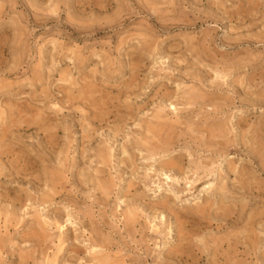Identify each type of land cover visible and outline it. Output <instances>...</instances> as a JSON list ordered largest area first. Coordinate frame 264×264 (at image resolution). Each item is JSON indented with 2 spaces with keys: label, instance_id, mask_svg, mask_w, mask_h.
<instances>
[{
  "label": "rangeland",
  "instance_id": "1",
  "mask_svg": "<svg viewBox=\"0 0 264 264\" xmlns=\"http://www.w3.org/2000/svg\"><path fill=\"white\" fill-rule=\"evenodd\" d=\"M263 71L264 0H0V264H264Z\"/></svg>",
  "mask_w": 264,
  "mask_h": 264
},
{
  "label": "bare ground",
  "instance_id": "2",
  "mask_svg": "<svg viewBox=\"0 0 264 264\" xmlns=\"http://www.w3.org/2000/svg\"><path fill=\"white\" fill-rule=\"evenodd\" d=\"M263 72H264V71H263ZM262 75H263V74H262ZM262 75H261V76H262ZM263 77H264V76H263ZM263 77H262V78H263ZM227 80H228V79H227ZM240 81H241V80H240ZM262 81H263V80H262ZM241 83H242V82H240V84H241ZM4 86H5V84H4ZM219 86H220V85H219ZM238 86H240V88H241V85H238ZM242 86H244V85H242ZM0 88H1V87H0ZM241 89H242V88H241ZM258 89H261V88H258ZM262 89H263V87H262ZM262 89H261V90H262ZM192 90H193V89H192ZM263 90H264V89H263ZM263 90H262V92H263ZM244 91H246V90H244ZM258 91H260V90H258ZM193 92H195V91L193 90ZM199 92H200V91H199ZM252 92H253V91H252ZM247 93H248V92H247ZM195 94H196V92H195ZM195 94L192 93V95L197 96V95H195ZM197 94H198V93H197ZM204 94H205V93H204ZM260 94H261V93H260ZM78 95H79V94H78ZM185 95H187V94H185ZM188 95H189V94H188ZM198 95H199V94H198ZM251 95H252V94H251ZM255 95H256V94H255ZM255 95H254V96H255ZM263 95H264V93H263ZM201 96H202V95H200V97H201ZM247 96H248V95H247ZM252 96H253V95H252ZM254 96H253L252 98H253L254 101H255V97L257 98L258 95L255 96V97H254ZM261 96H262V95H261ZM261 96H259L257 99L261 98ZM79 97H80V96H79ZM187 97H189V96H187ZM187 97H186V100H187ZM197 97H198V96H197ZM197 97H196V98H197ZM200 97H199V98H200ZM189 98H190V97H189ZM193 98H194V97H193ZM190 99H191V98H190ZM200 99H202V98H200ZM244 99H247V98H244ZM244 99H243V100H244ZM253 99H252V100H253ZM191 100H192V99H191ZM198 102H199V101H198ZM260 102H261V101H260ZM260 102H259V103H260ZM262 102H263V100H262ZM262 102H261V104H262ZM187 103H188V101H187ZM194 103H195V102H194ZM257 103H258V101H257ZM189 104H190V103H189ZM8 105H9V104H8ZM10 105H11V104H10ZM30 105H31V104H30ZM6 106H7V105H5V108H7ZM1 107H2V106H1ZM1 107H0V108H1ZM32 107H33V105H32ZM218 107H219V106H218ZM220 107H221V106H220ZM2 108H3V107H2ZM2 108H1V109H2ZM45 108H46V107H45ZM215 108H216V107H215ZM55 109H56V108H55ZM213 109H214V108H213ZM219 109H220V108H219ZM2 110H4V109H2ZM8 110L10 111V109H8ZM38 110H39V109H38ZM0 111H1V110H0ZM4 111H5V110H4ZM4 111H3V112H4ZM216 111H217V110H216ZM218 111H219V110H218ZM6 112H7V111H6ZM7 113H8V112H7ZM12 113H13V112H12ZM12 113H11V114H12ZM38 113H40V112L38 111ZM4 114H5V113H4ZM34 114H35V113H34ZM157 114L159 115V113H157ZM30 115H31V114H30ZM32 115H33V114H32ZM32 115H31V116H32ZM41 115H42V114H41ZM161 115H162V114H161ZM161 115H159V116H161ZM4 116H5V115H4ZM8 116H9V115H8ZM5 117H7V116H5ZM38 117H39V115H38ZM47 117H48V116H47ZM156 117H157V116H156ZM11 118H12V117H11ZM23 118H24V117H23ZM160 118H161V117H160ZM160 118H159V119H160ZM8 119H9V118H8ZM31 119H32V118H31ZM37 119H38V118H37ZM37 119L34 118L33 120H37ZM237 119H240V118L238 117ZM33 120H32V121H33ZM39 120H40V119H39ZM39 120H38V121H39ZM2 121H3V120H2ZM9 121H11V120H9ZM16 121H17V120H16ZM44 121H45V120H44ZM47 121H48V120H47ZM148 121H149V120H148ZM165 121H166V120H165ZM237 121H238V120H237ZM13 122H14V121H13ZM35 122H36V121H35ZM39 122H40V121H39ZM39 122H36L37 124L35 123V125H38ZM158 122H159V121H158ZM168 122H169V121H168ZM168 122H167V123H168ZM261 122H262V121H260L259 123L261 124ZM2 123H3V122H2ZM11 123H12V122H11ZM17 123H19V122H17ZM40 123H42V121H41ZM161 123H162V122H161ZM161 123H160V124H161ZM217 123H218V122H217ZM223 123H224V121H223ZM259 123L257 124V127H259ZM3 124H4V123H3ZM9 124H10V122H9ZM165 124H166V122H165ZM165 124H164V126H165ZM240 124H241V123H240ZM40 125H41V124H40ZM158 125H159V124H158ZM158 125H157V126H158ZM170 125L172 126V124H170ZM174 125H175V124H174ZM174 125H173V128H177V127H175ZM220 125H221V124H220ZM262 125H263V124H262ZM1 126H2V125H1ZM7 126H8V125H7ZM14 126H16V125L14 124L13 127H14ZM152 126H154V125H150V129H151L150 131L155 130V129H154L155 127H152ZM161 126H163V125L161 124ZM164 126H163V127H164ZM217 126H218V125H217ZM13 127H12V126H11V127L8 126V128H10V129H12ZM38 127H39V126H38ZM165 127H166V126H165ZM167 127H168V126H167ZM188 127H189V126H188ZM210 127H211V126H210ZM214 127H215V126H214ZM257 127H256V128H257ZM158 128H159V126H158ZM161 128H162V127H161ZM189 128H191V127H189ZM222 128H224V125H223ZM254 128H255V127H254ZM10 129H9V130H10ZM152 129H153V130H152ZM167 129H168V128H167ZM169 129L171 130L172 128L170 127ZM205 129H206V128H205ZM211 129H212V128H210V130H211ZM228 129H229V128H228ZM251 129H252V128H251ZM261 129H263V128H261ZM261 129H260V131H261ZM161 130H162V129H161ZM164 130H166V129H164ZM254 130H256V129H254ZM7 131H8V130H7ZM10 131H11V130H10ZM157 131H159V130H157ZM157 131L155 130V132H157ZM171 131L173 132V129H172ZM175 131H176V130H175ZM223 131L225 132L226 130H223ZM229 131H230V130H229ZM256 131H257V130H256ZM263 131H264V130H263ZM11 132H12V131H11ZM160 132H161V131H160ZM164 132L167 133L166 131H164ZM172 132H170V133H172ZM254 132H255V131H254ZM257 132H258V131H257ZM157 133H158V132H157ZM157 133H156V134H157ZM165 133H164V134H165ZM230 133H231V132H230ZM262 133H263V132H262ZM160 134H161V133H160ZM162 134H163V133H162ZM162 134H161V136H162ZM164 134H163V135H164ZM167 134H168V133H167ZM242 134H243V133H242ZM175 135H176V134H175ZM178 135H179V134H178ZM208 135H209V134H208ZM246 135H247V132H246ZM251 135H252V134H251ZM251 135H250V136H251ZM253 135H254V134H253ZM258 135H260V134L258 133ZM263 135H264V134H263ZM7 136H8V135H6L5 137H7ZM161 136H160V137H161ZM172 136H174V135L172 134ZM179 136H180V135H179ZM228 136H229V135H228ZM241 136H242V135H241ZM254 136H255V135H254ZM5 137H4V138H5ZM164 137H166V136H164ZM194 137H195V136H194ZM248 137H249V136H248ZM262 137H263V136H262ZM262 137H261V138H262ZM168 138H169V137H168ZM191 138H192V137H191ZM195 138H196V137H195ZM205 138H207V137H205ZM222 138H224V137H222ZM226 138H227V137H226ZM240 138H241V137H240ZM251 138H252V137H251ZM251 138H250L251 141L249 140V143H250V142L252 143V141H254V140H252ZM157 139H158V137H157ZM166 139H167V138H165V140H166ZM196 139H197V138H196ZM210 139H211V137H210ZM220 139H221V138H220ZM245 139H246V138H245ZM254 139H256V138H254ZM0 140H1V139H0ZM5 140H6V139H5ZM158 140H159V139H158ZM158 140H157V141H158ZM168 140H170V139H167L166 143L168 142ZM171 140H172V139H171ZM173 140H174V139H173ZM198 140H199V139H198ZM198 140H197V142H198ZM211 140H212V139H211ZM217 140H218V139H217ZM222 140H223V139H222ZM229 140H230V139H229ZM260 140H261V139H260ZM260 140L258 139V140H255L254 142L256 143V141H260ZM150 141H151V140H150ZM209 141H210V140H209ZM209 141H208V142H209ZM218 141H219V140H218ZM3 142H4V140H3ZM173 142H174V141H173ZM205 142H206V140H205ZM216 142H217V141H216ZM219 142H220V141H219ZM223 142H224V141H223ZM225 142H226V141H225ZM243 142H244V140H243ZM161 143H162V142H161ZM164 143H165V142H164ZM168 143H169V142H168ZM170 143H171V141H170ZM199 143H200V142H199ZM227 143H228V141H227ZM232 143H234L233 140H232ZM237 143H238V142H237ZM245 143H246V140H245ZM257 143H258V142H257ZM257 143H256V144H257ZM260 143H262V142L260 141ZM152 144H153V143H152ZM200 144H201V143H200ZM202 144H204V143H202ZM206 144H209V143H206ZM219 144H220V143H219ZM258 144H259V143H258ZM262 144H263V143H262ZM262 144H261V145H262ZM0 145H1V143H0ZM153 145H154V144H153ZM155 145H156V144H155ZM158 145H159V144H158ZM161 145H162V144H161ZM168 145H169V144H168ZM168 145L166 144V146H168ZM173 145H174V144H173ZM230 145H231V144H230ZM261 145H259V146H261ZM1 146H2V145H1ZM149 146H152V145H150V143H149ZM149 146H148V147H149ZM162 146H163V145H162ZM206 146H207V145H206ZM213 146H214V144H213ZM213 146H212V147H213ZM215 146H216V145H215ZM215 146H214V147H215ZM222 146H223V145H222ZM224 146H225V145H224ZM237 146H238V145H237ZM243 146H245V145H243ZM248 146H249V145H248ZM253 146H256V145H253ZM257 146H258V145H257ZM257 146H256V147H257ZM155 147H156V146H155ZM155 147H154V149H156ZM168 147H170V146H168ZM212 147H210V148H212ZM220 147H221V146L219 145V148H220ZM225 147H226V146H225ZM246 147H247V146H245V149H246ZM249 147H250V146H249ZM249 147H248V148H249ZM208 148H209V147H208ZM248 148H247V149H248ZM263 148H264V146H263ZM1 149H2V148H1ZM158 149H159V148H158ZM165 149H166V147H165ZM169 149H170V148H169ZM215 149H216V148H215ZM215 149H214V150H215ZM220 149L223 150V148H220ZM224 149H227V147L224 148ZM245 149H244V150H245ZM253 149H254V148H253ZM257 149H259V147H258ZM149 150H150V149H149ZM151 150H152V149H151ZM151 150H150V151H151ZM167 150H168V149H167ZM248 150H250V149H248ZM248 150H247V151H248ZM211 151H212V150H211ZM223 151H224V150H223ZM261 151H262V150H261ZM100 152H102V150H101ZM153 152H155V151H153ZM159 152H160V151H159ZM159 152H158V153H159ZM173 152H174V151H173ZM213 152H214V151H213ZM213 152H212V153H213ZM225 152H227V151H225ZM162 153H165V151H162ZM244 153H246V152H244ZM167 154H168V152H167ZM181 154H182V153H181ZM224 154H225V153H224ZM247 154H248V152H247ZM0 155H1V154H0ZM98 155H101V154L99 153V154H97V156H98ZM103 155H105V153H104V154L102 153V156H103ZM106 155H107V154H106ZM161 155H162V154L160 153V156H161ZM226 155H228V154H226ZM166 156H167V155H166ZM215 156H216V155H215ZM247 156H249V155H247ZM247 156H246V157H247ZM258 156H259V155H258ZM260 156H261V154H260ZM99 157H101V156H99ZM162 157H164V155H163ZM180 157H181V156H180ZM225 157H226V156L224 155V156H223L224 160H225ZM261 157H262V156H261ZM261 157H260V158H261ZM102 158H103V160L105 159L104 157H102ZM102 158H99L98 161H99V160L102 161ZM178 158H179V157H178ZM220 158L222 159L221 156H220ZM229 158H230V157H228V160H229ZM159 159L161 160L162 158L159 157ZM221 159H220V161H222ZM0 160H1V159H0ZM156 160H157V159H156ZM165 160H166V158H165ZM228 160L226 159L225 161H228ZM230 160H231V159H230ZM249 160H250V159H249ZM100 161H99V162H100ZM104 161H105V160H104ZM178 161H179V160H178ZM206 161H207V160H206ZM211 161H212V160H211ZM211 161H209V162L211 163ZM216 161H217V159H216ZM231 161H232V160H231ZM250 161H251V160H250ZM1 162H2V161H1ZM168 162H169V161H168ZM172 162H173V161H172ZM179 162H180V161H179ZM209 162H207V163H209ZM217 162H218V161H217ZM248 162H249V161H248ZM132 163H133V162H132ZM162 163H163V162H162ZM169 163H170V162H169ZM176 163H177V162H176ZM219 163H220V162H219ZM223 163H225V162H223ZM231 163H233V161H232ZM231 163H230V164H231ZM249 163H251V162H249ZM260 163H261V161H260ZM262 163H263V162H262ZM2 164H4V163H2ZM134 164H135V163H134ZM166 164H167V162H166ZM178 164H179V163H178ZM211 164H212V163H211ZM230 164H226V165H230ZM156 165H157V164H156ZM174 165H175V164H174ZM174 165H172V166H174ZM179 165H180V164H179ZM179 165H178V166H179ZM182 165H183V163H182ZM199 165H200V164H199ZM204 165H206V164H204ZM209 165H210V164H209ZM234 165H236V164H234ZM239 165H240V164H239ZM249 165H250V164H249ZM161 166H162V165H161ZM166 166H167V165H166ZM172 166H171V167H172ZM180 166H181V165H180ZM224 166H225V165H224ZM245 166H246V165H245ZM245 166H244L243 168H244L245 171H246L247 168H245ZM251 166H252V168H253V165H251ZM261 166H262V165H261ZM3 167H4V165H3ZM171 167H170V168H171ZM196 167H198V166H196ZM199 167H200V166H199ZM199 167H198V168H199ZM202 167H203V166H202ZM209 167H210V166H208V168H209ZM226 167H227V166H226ZM226 167H225V169L228 170V167H229V166H228L227 168H226ZM231 167H232V164H231ZM235 167H236V166H235ZM235 167H234V168H235ZM238 167H239V166H238ZM240 167H241V166H240ZM240 167L237 168V169H238V170L242 169V167H241V168H240ZM48 168H49V167H48ZM158 168H159V167H158ZM178 168H180V167H178ZM183 168H184V167H183ZM229 168H230V167H229ZM232 168H233V167H232ZM262 168H263V167H262ZM3 169H4V168H3ZM53 169H54V168H53ZM180 169H181V168H180ZM199 169H202V168H199ZM206 169H207V167H206ZM209 169H210V168H209ZM221 169H222V168H221ZM237 169L235 168L234 170H237ZM244 169H243V170H244ZM1 170H2V169H1ZM163 170H164V169H163ZM169 170H170V169H169ZM203 170H204V169H203ZM218 170H219V169H218ZM222 170H223V169H222ZM230 170H231V169H230ZM238 170H237L235 173H237ZM263 170H264V169H263ZM2 171H3V170H2ZM55 171H56V170H55ZM174 171H175V170H174ZM174 171H173V172H174ZM176 171H177V170H176ZM183 171H184V170H183ZM208 171H209V170H208ZM241 171H242V170H241ZM247 171H248V170H247ZM56 172H57V171H56ZM180 172H181V171H180ZM180 172H179V173H180ZM194 172H195V171H194ZM203 172H204V171H203ZM220 172H221V171H220ZM232 172H233V171H232ZM232 172H231V173H232ZM248 172H249V171H248ZM251 172H252V171H251ZM57 173H58V172H57ZM161 173H162V172H161ZM216 173H217V172H216ZM224 173H225V172H223V175L227 174V172H226L225 174H224ZM249 173H250V172H249ZM2 174H3V173H2ZM48 174H49V173H48ZM52 174H53V173H52ZM175 174H178V173H175ZM204 174H205V173H204ZM232 174H233V173H232ZM238 174H239V173H238ZM245 174H246V173H245ZM245 174H244V178H245ZM250 174H251V173H250ZM178 175H179V174H178ZM197 175H199V174H197ZM220 175H221V174H220ZM227 175L229 176V174H227ZM234 175H237V174H234ZM248 175H249V174H248ZM176 176H177V175H176ZM184 176H185V178H186V175H184ZM240 176H241V174L238 176V178H239ZM242 176H243V175H242ZM46 177H47V176H46ZM179 177H180V175H179ZM198 177H199V176H198ZM204 177H205V176H204ZM217 177H218V176H217ZM220 177H221V176H220ZM235 177H236V176H235ZM235 177H234V178H235ZM247 177H248V176H247ZM37 178H38V177H37ZM49 178H50V177H49ZM51 178H52V176H51ZM221 178H222V177H221ZM224 178L226 179V176H224ZM224 178H223V179H224ZM236 178H237V177H236ZM238 178H237L236 180H238ZM240 178H241V177H240ZM249 178H250V177H249ZM178 179H179V178H178ZM195 179H196V178H195ZM207 179H208V178H207ZM210 179H211V177H210ZM227 179H229V177H228ZM53 180H54V179H53ZM201 180H203V179H201ZM221 180H222V179H221ZM243 180H245V179H243ZM243 180H242V181H243ZM247 180H248V179H247ZM50 181H52V180H50ZM57 181H59V180H57ZM57 181H56V182H57ZM170 181H171V180H170ZM176 181H179V180H176ZM185 181H186V180H185ZM191 181H192V180H191ZM234 181H235V180H234ZM239 181L241 182V179H239ZM239 181H238V182H239ZM209 182H210V181H209ZM216 182H217V181H216ZM223 182H224V181H223ZM227 182H228V181H227ZM236 182H237V181H235V183H236ZM240 182H239V183H240ZM246 182H247V181H246ZM250 182H252V181H250ZM50 183H51V182H50ZM53 183H54V182H53ZM57 183H58V182H57ZM173 183H174V182H173ZM180 183H181V182H180ZM54 184H55V183H54ZM54 184H53V185H54ZM203 184H204V183H203ZM213 184H214V183H213ZM228 184H229V183H228ZM231 184H232V183H231ZM231 184H230V186H231ZM236 184H237V183H236ZM241 184H242V183H241ZM243 184H245V182H243ZM243 184H242V185H243ZM248 184H250V183H248ZM56 185H57V184H56ZM177 185H178V184H177ZM191 185H192V184H191ZM207 185H208V184H207ZM214 185H215V184H214ZM226 185H227V184H226ZM251 185H252V184H251ZM170 186H171V185H170ZM235 186H236V185H235ZM237 186H239V185H237ZM237 186H236V187H237ZM240 186H241V185H240ZM240 186H239V187H240ZM103 187H104V186H103ZM202 187H203V186H202ZM202 187H201V188H202ZM227 187H228V186H227ZM232 187H233V186H232ZM165 188H166V187H165ZM189 188H191V187H189ZM204 188H205V187H204ZM208 188H209V187H208ZM220 188L222 189V187H219L218 190H220ZM228 188H229V187H228ZM237 188H238V187H237ZM241 188H242V186H241ZM243 188H246V186L243 187ZM243 188H242V189H243ZM166 189H167V188H166ZM183 189H184V188H183ZM183 189H182V190H183ZM191 189H192V188H191ZM197 189H199V187H198ZM209 189H210V188H209ZM238 189H239V188H238ZM238 189H237V190H238ZM251 189H253V188L251 187ZM55 190H56V189H55ZM173 190H174V188H172V191H173ZM177 190H178V189H177ZM214 190H215V189H214ZM218 190H217V191H218ZM223 190H224V189H223ZM225 190H226V189H225ZM235 190H236V188H235ZM240 190H241V189H240ZM52 191H53V189H52ZM159 191H160V190H159ZM164 191H165V190H164ZM174 191H175V190H174ZM178 191H179V190H178ZM185 191H186V190H185ZM199 191H201V189H200ZM202 191H203V190H202ZM202 191H201V192H202ZM204 191H206V190H204ZM221 191H222V190H221ZM232 191H233V190H232ZM160 192H161V191H160ZM188 192H189V191H188ZM197 192H198V191H197ZM213 192H214V191H213ZM218 192H219V191H218ZM233 192H234V191H233ZM233 192H232V193H233ZM241 192H242V191H241ZM54 193H55V192H54ZM193 193H194V192H193ZM210 193H212V192H210ZM223 193H224V192H223ZM223 193H222V194H223ZM50 194H51V193H50ZM166 194H167V193H166ZM225 194H227V192H226ZM48 195H49V194H48ZM51 195H52V194H51ZM157 195H158V194H157ZM188 195H189V194H188ZM193 195L195 196L196 194H193ZM197 195H198V194H197ZM199 195H200V194H199ZM227 195H228V194H227ZM190 196H191V195H190ZM190 196H189V197H190ZM209 196H210V195H209ZM214 196H215V195H214ZM222 196H223V195H222ZM207 197H208V195H207ZM207 197H206V198H207ZM210 197H211V196H210ZM159 198H160V196H159ZM171 198H172V197H171ZM171 198H169V199H171ZM177 198H179V196H178ZM180 198H181V197H180ZM185 198H187V197H185ZM216 198H217V194H216ZM219 198H220V197H219ZM42 199H43V198H42ZM51 199H52V198H51ZM174 199H176V198H174ZM182 199H183V198H182ZM182 199L179 200V203H180V201H182ZM187 199H188V198H187ZM194 199H195V197H194ZM207 199H208V198H207ZM212 199H213V198H212ZM220 199H221V198H220ZM220 199L217 198V201H218V200L220 201ZM226 199H227V198H226ZM191 200H192V199H191ZM43 201H44V200H43ZM188 201H189V199H188ZM214 201H215V200H214ZM219 201L217 202L218 204H219ZM224 201H225V200H224ZM226 201H227V200H226ZM232 201H233V200H232ZM235 201H236V200H235ZM174 202L177 203L178 201L175 200V201H173V203H174ZM203 202H204V201H203ZM208 202H210V200H208ZM211 202H212V201H211ZM201 203H202V202H200V204H201ZM217 203H216V204H217ZM223 203H224V202H223ZM226 203H227V202H226ZM157 204H159V203L157 202ZM168 204H169V203H168ZM204 204H205V203H204ZM212 204H213V203H212ZM216 204H215V205H216ZM218 204H217L216 206H218ZM169 205H170V204H169ZM198 205H199V204H198ZM201 205H202V204H201ZM209 205H211V204L209 203ZM215 205H214V206H215ZM220 205H221V203H220ZM239 205H240V204H239ZM239 205H238V206H239ZM204 206H206V205H204ZM221 206H223V205H221ZM234 206H235V205H234ZM165 207H166V206H165ZM171 207H173V206H171ZM171 207H170V208H171ZM202 207H203V206H202ZM212 207H213V206H212ZM179 208H180V207H179ZM203 208H204V207H203ZM206 208H207V207H206ZM210 208H211V206H210ZM225 208H226V206H225ZM242 208H243V207H242ZM166 209H167V207H166ZM172 209H173V208H172ZM177 209H178V208H177ZM211 209H212V208H211ZM213 209H214V208H213ZM238 209H239V208H238ZM181 210H182V209H181ZM205 210H206V209H205ZM205 210H204L205 214H206L207 212H209V210H207V211H205ZM131 211H132V210H131ZM184 211H185V210H184ZM188 211H189V210H188ZM217 211H218V209H217ZM217 211H216V212H217ZM241 211H242V210H240V212H241ZM128 212H129V214L131 213L130 211H128ZM169 212H172V210H169ZM189 212H190V211H189ZM195 212H196V211H195ZM202 212H203V211H202ZM214 212H215V210H214ZM214 212L212 211L211 214H212V213L214 214ZM260 212H261V211H260ZM132 213H133V212H132ZM198 213H199V212H198ZM200 213H201V212H200ZM217 214H218V213H217ZM237 214H238V212H237ZM135 215H136V214H135ZM182 215H184V214H182ZM208 215H209V214H208ZM219 215H220V214H219ZM229 215H230V214H229ZM241 215H242V214H241ZM133 216H134V214H133ZM201 216H203V215H201ZM209 216H211V215H209ZM235 216H236V215H235ZM130 217H131V215H130ZM203 217H204V216H203ZM214 217H216V214L214 215ZM233 217H234V215H233ZM237 217H238V215L236 216V218H237ZM209 218H211V217H209ZM218 218H219V217H218ZM125 219H126V218H125ZM125 219H124V220H125ZM135 219H136V218H135ZM204 219H205V218H204ZM207 219H208V217H207ZM213 219H214V218H213ZM220 219H221V218H220ZM220 219H218V220H220ZM128 220L130 221V219H128V218H127V220H125V221H126V222H129ZM132 220H133V218H132ZM208 220H209V221H212V220H210V219H208ZM216 220H217V219H216ZM222 220H223V219H222ZM230 220H231V219H230ZM134 221H135V220H134ZM205 221H206V220H205ZM209 221H207V222H209ZM226 221H227V220H225V222H226ZM238 221H239V219H238ZM245 221H246V220H245ZM253 221H254V220H253ZM253 221H252V222H253ZM126 222H125V224L128 225ZM131 222H132V221H131ZM181 222H182V221H181ZM194 222H195V221H194ZM235 222H236V221H235ZM235 222L232 221V223H235ZM133 223H135V222H133ZM210 223H211V222H210ZM240 223H241V222H240ZM60 224H61V223H60ZM130 224H132V223H130ZM130 224H129V225H130ZM178 224H179V223H178ZM204 224H205V227H206V222H205ZM207 224H209V223H207ZM213 224H214V223H213ZM220 224H222V222H221ZM223 224H224V223H223ZM227 224H228V223H227ZM236 224H237V222H236ZM132 225H134V224H132ZM193 225H194V224H193ZM198 225H199V224H198ZM225 225H226V224H225ZM57 226H58V225H57ZM60 226H61V225H60ZM179 226H180V225H179ZM209 226H211V225H209ZM231 226H232V225H231ZM61 227H63V226H61ZM61 227H60V228H61ZM127 227H128V226H127ZM131 227H133V226H131ZM202 227H203V226H202ZM215 227H216V226H215ZM217 227H218V226H217ZM129 228H130V227H129ZM206 228H207V227H206ZM209 228H210V227H209ZM241 228H242V227H241ZM245 228H246V227H245ZM38 229H39V228H38ZM199 229H200V228H199ZM217 229H218V228H217ZM243 229H244V228H243ZM60 230H61V229H60ZM180 230H181V229H180ZM201 230H203V229H201ZM43 231H44V230H43ZM234 231H235V230H234ZM238 231H239V230H238ZM35 232H36V231H35ZM228 232H229V231H228ZM231 232H232V231H231ZM232 233L235 234L234 232H232ZM232 233H231L230 235H232ZM40 234H41V233H40ZM226 234H227V232H226L224 235H220V236L222 237V238L220 237V238H221V241L224 239L223 236H225ZM239 234L241 235V233H239ZM243 234H244V233H243ZM243 234H242V235H243ZM247 234H248V233H247ZM247 234H245V235H247ZM28 235H29V234H28ZM96 235H97V234H96ZM206 235H207V234H206ZM227 235H228V234H227ZM227 235L225 236V237H226V239H225V240H226V243H227V241L230 240V237H231V236L228 237V238H229V239H228V238H227ZM235 235H237V234H235ZM235 235H234L233 240H236V239L238 240V238H239L238 235H237L236 239H235ZM245 235H244V236H245ZM30 236H32V235H30ZM36 236H37V235H36ZM91 236H92V235H91ZM99 236H100V235H99ZM101 236H102V234H101ZM228 236H229V235H228ZM38 237H39V236H38ZM41 237H42V236H41ZM179 237H180V236H179ZM232 237H233V236H232ZM247 237H248V235H247ZM32 238H33V237H32ZM103 238H104V237H103ZM197 238H199V237H197ZM202 238H203V237H202ZM241 238H242V237H241ZM248 238H249V237H248ZM61 239H63V238H61ZM200 239H201V238H200ZM218 239H219V237H218ZM227 239H228V240H227ZM249 239H250V238H249ZM36 240H37V239H36ZM40 240H41V239H40ZM203 240H204V239H203ZM207 240H209V238H208ZM212 240L214 241L215 239H212ZM231 240H232V239H231ZM239 240H240V239H239ZM243 240H245V239H243ZM247 240H248V239H246V241H247ZM38 241H39V240H38ZM41 241H42V240H41ZM43 241H44V240H43ZM105 241H106V240H105ZM195 241H197V240H195ZM199 241H200L199 243L201 244V243H202V239L199 240ZM240 241H242V239H241ZM249 241H250V240H249ZM254 241H255V240H254ZM259 241H260V240H259ZM92 242H93V241H92ZM94 242H95V241H94ZM108 242H109V241H108ZM178 242H179V241H178ZM211 242H212V241H211ZM223 242H224V241H223ZM234 242H235V241H234ZM234 242H232V244H234ZM251 242H252V241H251ZM257 242H258V241H257ZM106 243H107V242H106ZM182 243H183V242H182ZM182 243H181V244H182ZM185 243H186V242H185ZM199 243H198V245H199ZM204 243H205V242H204ZM204 243H203V244H204ZM206 243H207V242H206ZM206 243H205V244H206ZM216 243H217V241H216ZM216 243H215V244H216ZM235 243H236V242H235ZM237 243L242 244V243H240V242H237ZM237 243H236V244H237ZM247 243H249V245H251L250 242H247ZM247 243L244 244V245L246 246V248H247V246H249V245H247ZM39 244H40V243H39ZM39 244H38V245H39ZM168 244H169V243H168ZM176 244H177V243H176ZM181 244H180V245H181ZM203 244H202V246L205 245V244H204V245H203ZM221 244H222V243H219V245H221ZM229 244H230V243H229ZM254 244H255V243H254ZM190 245H191V244H190ZM206 245H207V244H206ZM206 245H205V246H206ZM213 245H214V244H213ZM222 245H223V244H222ZM222 245H221V246H222ZM234 245H235V244H234ZM39 246H40V245H39ZM94 246H95V245H94ZM102 246H103V245H102ZM194 246H195V245H194ZM205 246H204V247H205ZM214 246L216 247V245H214ZM224 246H225V245H224ZM228 246H229V245H228ZM253 246H254V245H253ZM98 247H99V246H98ZM109 247H110V245H109ZM174 247H175V245H174ZM178 247H179V246H178ZM180 247H181V246H180ZM206 247H207V246H206ZM208 247H210V246H208ZM230 247H231V246H230ZM232 247H233L232 249L234 250L235 247H234L233 245H232ZM238 247H239V246H238ZM241 247H242V245H241ZM243 247H244V246H243ZM250 247H252V246H250ZM72 248H73V247H72ZM91 248H92V247H91ZM196 248H199V247H196ZM201 248H202V247H201ZM222 248H224V247H222ZM225 248L228 249V247H226V246H225ZM74 249H75V247H74ZM93 249H94V248H93ZM105 249H106V248H105ZM105 249H104V251H105ZM205 249L208 250L207 248H205ZM232 249H231V251H233ZM242 249H243V248H242ZM247 249H248V248H247ZM61 250H62V248H61ZM70 250H72V249H70ZM182 250H183V249H182ZM188 250H189V249H188ZM199 250H200V249H199ZM209 250H211V248H209ZM214 250H215V249H214ZM238 250H239V248H238ZM240 250H241V249H240ZM63 251H64V250H63ZM72 251H76V249H75V250H72ZM80 251H81V250H80ZM97 251H98V250H97ZM101 251H102V249H101ZM193 251H194V250H193ZM196 251H197V250H196ZM196 251H195V253H197ZM216 251H218V250H216ZM216 251H214V252L217 253ZM221 251H223V250H221ZM221 251H220V255H221ZM234 251H235V250H234ZM246 251H247V250H246ZM98 252H99V251H98ZM176 252H177V250H176ZM218 252H219V251H218ZM75 253H76V252H75ZM94 253H95V252H94ZM199 253H200V252H198V256H199ZM204 253H205V251H204ZM207 253H209V252H207ZM105 254H106V253H105ZM182 254H183V253H182ZM187 254H188V253H187ZM229 254H230V253H229ZM229 254H228V255H229ZM234 254H235V253H234ZM245 254H246V253H245ZM102 255H103V253H102ZM176 255H177V254H176ZM176 255H175V256H176ZM179 255H181V254H179ZM203 255H204V254H203ZM216 255H217V254H216ZM95 256H96V255H95ZM104 256H106V255H104ZM109 256H110V255H109ZM186 256H187V255H186ZM222 256H223V255H222ZM233 256H234V255H233ZM233 256H232V257H233ZM236 256H237V254H236ZM99 257H100V256H99ZM179 257H180V256H179ZM189 257H190V256H189ZM199 257H200V256H199ZM225 257H226V255H225ZM228 257H229V256H228ZM56 258H57V257H56ZM107 258H108V257H106L105 259H107ZM113 258H114V257H113ZM121 258H122V257H121ZM182 258H183V257H182ZM193 258H194V257H193ZM193 258H191V260H193ZM201 258H202V257H201ZM222 258H223V257H222ZM234 258H235V257H234ZM234 258H233V259H234ZM238 258H239V257H238ZM102 259H103V258H102ZM108 259H110V257H109ZM187 259H188V258H187ZM187 259H186V260H187ZM199 259H200V258H199ZM230 259H231V258L229 257V260H230ZM233 259H232V260H233ZM56 260H57V259H56ZM118 260H119V259L117 258L116 260H114V262L116 261V263H117ZM120 260H122V259H120ZM222 260H223V259H222ZM222 260H221V261H222ZM225 260H228V259H225ZM225 260H224V261H225ZM229 260H228V262H229ZM244 260H246V259H244ZM96 261H97V263H98L99 258H98V260H96ZM110 261H112V260H110ZM110 261H109V260H108V261L106 260L105 263H106V262H107V264H108V262H109V263H113V261H112V262H110ZM188 261H189V260H188ZM195 261H197V260L195 259ZM221 261H220V262H221ZM234 261H235V260H234ZM234 261H233V262H234ZM118 262H119V261H118ZM121 262H123V260H122ZM222 262H223V261H222ZM244 262H245V261H244ZM244 262H243V264H245ZM105 263H104V264H105ZM116 263H114V264H116ZM213 263L215 264L216 262L213 261ZM119 264H120V263H119ZM121 264H122V263H121ZM229 264H230V263H229Z\"/></svg>",
  "mask_w": 264,
  "mask_h": 264
}]
</instances>
